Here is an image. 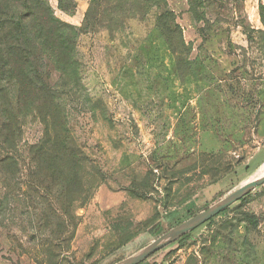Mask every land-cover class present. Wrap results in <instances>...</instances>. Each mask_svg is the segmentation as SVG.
<instances>
[{"label": "rangeland", "instance_id": "1", "mask_svg": "<svg viewBox=\"0 0 264 264\" xmlns=\"http://www.w3.org/2000/svg\"><path fill=\"white\" fill-rule=\"evenodd\" d=\"M45 1L73 65L0 85V264L120 263L264 174V0ZM241 197L141 262L264 264Z\"/></svg>", "mask_w": 264, "mask_h": 264}, {"label": "trees", "instance_id": "2", "mask_svg": "<svg viewBox=\"0 0 264 264\" xmlns=\"http://www.w3.org/2000/svg\"><path fill=\"white\" fill-rule=\"evenodd\" d=\"M90 1L98 6L103 0ZM149 1L140 0L145 4ZM87 19L86 13L85 24ZM74 35L73 27L56 18L45 0H0V85L10 90L15 102L36 95L46 101L48 95H42L45 85L39 80L40 72L29 61H36L40 49L66 77L73 65ZM241 214L249 225L259 224L254 214L247 211ZM190 239L188 231L174 241L182 246Z\"/></svg>", "mask_w": 264, "mask_h": 264}, {"label": "water", "instance_id": "3", "mask_svg": "<svg viewBox=\"0 0 264 264\" xmlns=\"http://www.w3.org/2000/svg\"><path fill=\"white\" fill-rule=\"evenodd\" d=\"M264 183V174L259 177L258 179H255L254 181H251L247 183L246 185L240 187L239 189L235 190L233 193L228 195L226 198L222 199L220 202L212 206L211 208L207 209L206 211H203L201 214H199L196 217H193L173 229H171L168 234L162 236L159 238L156 242H154L151 246L144 249L143 251L133 255L132 257L117 263V264H138L139 262L146 259L148 256H150L152 253H154L159 248L165 246L166 244L170 243L171 241L178 238L180 235L188 232L195 226L199 225L200 223L204 222L205 220L210 219L217 213L221 212L225 207L229 206L234 201L238 200L241 196H243L245 193H247L249 190H251L253 187L260 185Z\"/></svg>", "mask_w": 264, "mask_h": 264}]
</instances>
